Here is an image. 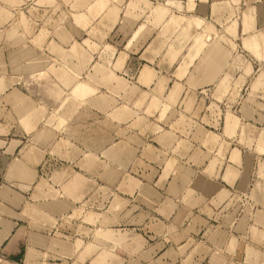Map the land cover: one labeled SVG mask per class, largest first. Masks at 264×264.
<instances>
[{"label": "crops", "instance_id": "obj_1", "mask_svg": "<svg viewBox=\"0 0 264 264\" xmlns=\"http://www.w3.org/2000/svg\"><path fill=\"white\" fill-rule=\"evenodd\" d=\"M0 264H264V0H0Z\"/></svg>", "mask_w": 264, "mask_h": 264}]
</instances>
